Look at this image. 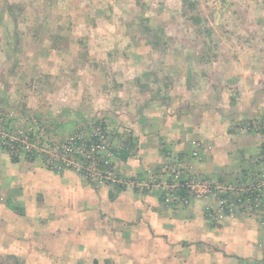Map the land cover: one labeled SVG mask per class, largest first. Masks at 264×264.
Listing matches in <instances>:
<instances>
[{
	"label": "crops",
	"instance_id": "1",
	"mask_svg": "<svg viewBox=\"0 0 264 264\" xmlns=\"http://www.w3.org/2000/svg\"><path fill=\"white\" fill-rule=\"evenodd\" d=\"M25 7L23 1L0 0V40L14 38L13 29H17L21 37L28 36L29 26L18 27L24 19L17 21L19 14L13 15L15 10L23 12ZM10 25L13 27L9 28ZM23 70V67L15 72L0 68L10 80L5 78V86L0 83V104L6 112H34L45 118L42 113L46 111L37 95L40 86L25 81ZM13 100L18 103L12 104ZM31 101L32 109L26 106ZM223 107L224 112L219 115L191 111L165 114L152 130L147 128L149 118L142 114L128 115L125 120L118 111L110 114L113 133L125 136L127 131V136L136 144L126 161L114 160L116 171L122 176L144 180L148 187L96 185L73 170H51L40 157H36L39 169L32 170L28 165L35 158H22L26 160L22 163L20 158L13 160L5 155L7 151H2L0 251L4 256L0 255V261L22 262L17 264H264V248L258 247V243L264 241V208L251 218H226L217 222L207 216L203 200L188 196L180 203L166 204L161 197V184L169 177L167 172L161 171L162 162L166 160H184L195 171L221 184L256 173L259 136L224 126L231 118L247 115L246 111L253 117H264V94L262 100H228ZM220 116L221 123L218 122ZM56 123L59 125L52 122L57 135L68 133L66 123ZM162 123L165 128L158 130ZM163 140L166 143L160 145ZM193 141L201 143L198 157L191 156ZM114 142L119 140L114 139ZM246 154L250 156L248 167L241 164ZM71 186H77V192H68ZM35 191L44 192L37 196ZM9 200L16 210L6 206ZM28 205L30 213L21 215L18 208ZM50 258L54 261L50 262Z\"/></svg>",
	"mask_w": 264,
	"mask_h": 264
},
{
	"label": "rangeland",
	"instance_id": "2",
	"mask_svg": "<svg viewBox=\"0 0 264 264\" xmlns=\"http://www.w3.org/2000/svg\"><path fill=\"white\" fill-rule=\"evenodd\" d=\"M16 1L26 7L13 15L24 19L18 27L29 26V34L21 37L12 28L14 38L0 40V68H24L25 81L40 86L38 101L46 111L42 116L57 126V121L67 124L69 131L62 137L104 119L114 143L113 111L123 120L142 114L152 130L165 114L219 115L228 100H262L264 0ZM5 78L9 80L0 71L4 86ZM249 113L231 118L224 128L252 134L245 129L255 117ZM164 128L165 123L158 126ZM38 162L35 157L29 169L38 170ZM248 163L246 154L241 164ZM71 189V194L77 192V186ZM6 206L16 210L10 200ZM29 207L18 208L19 213H30Z\"/></svg>",
	"mask_w": 264,
	"mask_h": 264
},
{
	"label": "built area",
	"instance_id": "3",
	"mask_svg": "<svg viewBox=\"0 0 264 264\" xmlns=\"http://www.w3.org/2000/svg\"><path fill=\"white\" fill-rule=\"evenodd\" d=\"M53 126L44 117L29 112H6L0 104V153L7 151L11 157L13 151L17 158L40 157L51 170H73L100 186H149L144 180L122 176L116 171L104 119L79 126L65 137L57 135ZM245 129L259 136L256 173L221 184L195 171L184 160L167 162L161 166V171L169 176L161 184L164 202L180 203L182 197L177 191L184 188L190 198L205 201L207 216L217 222L260 213L264 208V117L247 121ZM192 145L191 156L198 157L201 143L193 141ZM258 247L264 248V241Z\"/></svg>",
	"mask_w": 264,
	"mask_h": 264
},
{
	"label": "trees",
	"instance_id": "4",
	"mask_svg": "<svg viewBox=\"0 0 264 264\" xmlns=\"http://www.w3.org/2000/svg\"><path fill=\"white\" fill-rule=\"evenodd\" d=\"M114 139L119 140V142H111V150L114 155V160L126 161L128 157H130L135 150V143L132 141V137L130 136H121L119 133H114ZM113 139V141H114ZM11 159L16 160L17 156L13 153L11 155ZM247 177V176H246ZM179 195L183 197H188V192L184 188H179L177 191Z\"/></svg>",
	"mask_w": 264,
	"mask_h": 264
}]
</instances>
